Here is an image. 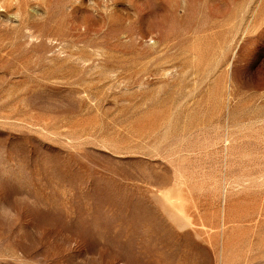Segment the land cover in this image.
<instances>
[{
	"label": "rangeland",
	"instance_id": "obj_1",
	"mask_svg": "<svg viewBox=\"0 0 264 264\" xmlns=\"http://www.w3.org/2000/svg\"><path fill=\"white\" fill-rule=\"evenodd\" d=\"M0 264H264V0H0Z\"/></svg>",
	"mask_w": 264,
	"mask_h": 264
}]
</instances>
